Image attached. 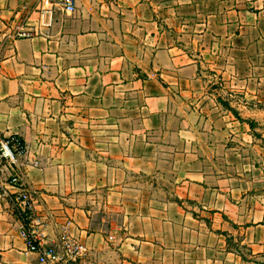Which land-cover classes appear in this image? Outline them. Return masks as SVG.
Returning a JSON list of instances; mask_svg holds the SVG:
<instances>
[{
  "label": "crops",
  "instance_id": "obj_1",
  "mask_svg": "<svg viewBox=\"0 0 264 264\" xmlns=\"http://www.w3.org/2000/svg\"><path fill=\"white\" fill-rule=\"evenodd\" d=\"M74 1L0 0V132L39 162L42 240L85 244L72 264H264V145L239 118L264 102V0ZM13 192L0 264H40Z\"/></svg>",
  "mask_w": 264,
  "mask_h": 264
},
{
  "label": "built area",
  "instance_id": "obj_2",
  "mask_svg": "<svg viewBox=\"0 0 264 264\" xmlns=\"http://www.w3.org/2000/svg\"><path fill=\"white\" fill-rule=\"evenodd\" d=\"M60 1L66 13H74L76 5L74 0ZM40 29H24L17 33V38H30L41 34ZM1 60V56H0ZM26 141L19 135L6 136L0 132V168L10 172L6 182L0 180V187L9 185L14 189L13 201L24 223H31L29 228L23 227V235L28 241L31 253L38 255L40 264H72L83 259L87 246L72 238L67 230L63 233L59 243H45L41 236L40 222L34 217L35 201L29 189L24 187L27 168L38 165L37 160H30ZM68 221L67 224H69Z\"/></svg>",
  "mask_w": 264,
  "mask_h": 264
},
{
  "label": "rangeland",
  "instance_id": "obj_3",
  "mask_svg": "<svg viewBox=\"0 0 264 264\" xmlns=\"http://www.w3.org/2000/svg\"><path fill=\"white\" fill-rule=\"evenodd\" d=\"M216 76L217 79L219 80L218 75ZM214 87H216L213 88L215 89L214 91L216 92V94L217 95L220 94V102L223 104V106L231 108L232 107L230 104L231 96H230V91H228L229 89L224 88L223 86L220 85L217 86L215 85ZM235 96H236L235 99L238 101L240 100L241 104H243L242 103L243 99L241 97L242 95L239 94ZM235 99H232L233 103L237 102L235 101ZM236 106L238 107V105ZM246 106H247L246 109L240 110L242 111L244 116L239 115V118H241L240 120L249 123L256 138V142L264 145V102L254 100L247 103ZM247 113L250 114V116H248Z\"/></svg>",
  "mask_w": 264,
  "mask_h": 264
}]
</instances>
